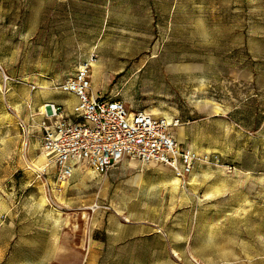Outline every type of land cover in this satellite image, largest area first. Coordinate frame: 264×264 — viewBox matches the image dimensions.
I'll list each match as a JSON object with an SVG mask.
<instances>
[{
	"label": "rangeland",
	"instance_id": "1",
	"mask_svg": "<svg viewBox=\"0 0 264 264\" xmlns=\"http://www.w3.org/2000/svg\"><path fill=\"white\" fill-rule=\"evenodd\" d=\"M83 61L218 161L62 183L24 105ZM0 264H264V0H0Z\"/></svg>",
	"mask_w": 264,
	"mask_h": 264
},
{
	"label": "built area",
	"instance_id": "2",
	"mask_svg": "<svg viewBox=\"0 0 264 264\" xmlns=\"http://www.w3.org/2000/svg\"><path fill=\"white\" fill-rule=\"evenodd\" d=\"M90 65L89 61L80 62L73 74L54 85L76 95L73 117L52 101H45L38 108L41 119L36 125L41 147L48 161L55 165L58 180L65 182L78 163L106 174L126 157L167 165L180 178L198 162L218 161L216 154H199L178 142L174 131L182 124L179 117L130 110L119 98L91 95ZM4 77L7 81L8 77ZM36 87L31 84V89ZM21 125L26 132L22 121Z\"/></svg>",
	"mask_w": 264,
	"mask_h": 264
},
{
	"label": "crops",
	"instance_id": "3",
	"mask_svg": "<svg viewBox=\"0 0 264 264\" xmlns=\"http://www.w3.org/2000/svg\"><path fill=\"white\" fill-rule=\"evenodd\" d=\"M68 75H71V74H68ZM65 76H67V75H65ZM35 89H31V90H35ZM34 100H35L34 102L31 100L25 101V105H24L25 110H29L30 112H34L36 106L40 105L41 103H43L45 101H52L56 104L61 105L64 108L65 112L70 114L71 117H73V115L71 114L73 106L77 103V97L74 93L65 92V91H61V90H57V92H50V91L45 90L43 92L36 94ZM27 103H29V104L31 103V105H29L28 108H27ZM29 118H30V115H29ZM31 119L33 122L32 123L33 124L32 130H38L40 132L39 127L36 125V123L41 119V115H35L34 114L31 117ZM151 164H160V163H151ZM171 171H172V169H171Z\"/></svg>",
	"mask_w": 264,
	"mask_h": 264
},
{
	"label": "bare ground",
	"instance_id": "4",
	"mask_svg": "<svg viewBox=\"0 0 264 264\" xmlns=\"http://www.w3.org/2000/svg\"><path fill=\"white\" fill-rule=\"evenodd\" d=\"M176 64V63H175ZM182 64V63H181ZM180 64V65H181ZM174 65V64H173ZM187 67H189V66H187ZM182 68V67H181ZM222 110V109H221ZM37 166H39L38 164H37ZM175 175V174H174ZM169 176V175H168ZM178 176L177 177H175L174 176V178H166L165 180H164V178H163V180L162 181H164V182H168V181H170V182H172V183H175V182H177V180H178Z\"/></svg>",
	"mask_w": 264,
	"mask_h": 264
}]
</instances>
